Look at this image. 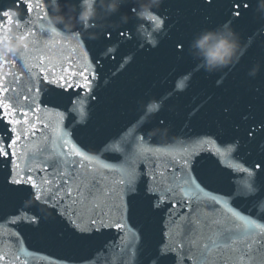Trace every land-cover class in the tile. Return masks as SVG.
<instances>
[{
  "label": "snow or ice",
  "instance_id": "snow-or-ice-1",
  "mask_svg": "<svg viewBox=\"0 0 264 264\" xmlns=\"http://www.w3.org/2000/svg\"><path fill=\"white\" fill-rule=\"evenodd\" d=\"M249 7V0H231L225 26ZM14 9L23 14L13 16ZM128 11L135 18V8ZM33 12L35 21L25 19ZM49 14L40 0H13L12 8L0 9V33L15 25L32 44L22 58H0V67L10 69L0 74V264H264V121L245 128L246 137L211 129L187 134L173 154L154 146L160 135L149 138L142 127L157 104L104 136L90 102H98L101 60L115 61L119 46L93 54L80 30L37 28ZM164 25L158 14L142 20L135 29L139 47H155ZM103 35L110 43L113 30ZM115 35L136 38L127 28ZM175 47L183 56L185 44ZM132 58L125 54L118 70ZM191 86L182 75L169 97ZM257 140L254 155L249 145ZM162 152L171 159L161 162ZM243 200L253 206L241 208ZM113 230L115 237L88 257L48 254L29 243L30 234H40L72 251Z\"/></svg>",
  "mask_w": 264,
  "mask_h": 264
},
{
  "label": "water",
  "instance_id": "water-1",
  "mask_svg": "<svg viewBox=\"0 0 264 264\" xmlns=\"http://www.w3.org/2000/svg\"><path fill=\"white\" fill-rule=\"evenodd\" d=\"M31 2L35 5L36 0ZM47 2L40 0L45 5ZM71 2L79 4V0ZM59 3L63 6L66 0H59ZM249 3L250 7L242 10V19L225 26L231 19V0H213L210 5L207 0H162L158 6L152 7L153 14L165 20L162 31L157 33V44L141 49L139 43L143 40L135 29L142 20L136 16L133 18L128 11V7H136L139 11V5L133 4L132 0H121L117 10L109 13L97 0L99 18L96 23L103 27L88 28L81 35L88 39V47L93 54H100L104 48L113 45L119 46V53L115 61L101 60L103 67L98 70L99 79L94 85L98 102H90L93 124L101 129L104 136H111L142 117L148 105L155 101L160 105L159 110L143 117L142 127L148 133L157 128L167 129V135L154 138L153 144L174 150L173 154L179 151L185 136L190 133L211 129L221 130L225 136L246 137L245 128L251 130L250 125L264 121V8L260 6L261 0H249ZM125 5L128 7L124 8ZM12 7L13 0H0V9ZM45 10L52 14L51 7ZM63 11L66 13L68 9L65 7ZM25 19L35 21L36 12ZM39 23L46 26V19L38 21L37 28ZM122 28L133 30L136 38L125 42L116 36L115 32ZM109 29L113 30L110 43L103 35ZM227 29L237 35L242 55L228 68L208 72L205 57L192 45L206 31L225 32ZM92 33L99 34V38L89 39ZM177 42L185 44L183 56L177 54ZM73 44L74 41L72 44L65 42L64 48L68 49ZM125 54L133 58L123 70H118L117 66ZM256 65H259L257 75L250 76V70ZM113 73L118 74L113 76ZM185 74L191 77L192 86L169 97L174 84ZM48 99H52V94ZM67 100L63 97V104H67ZM225 108L229 111L225 112ZM189 110L194 114L191 123ZM160 121L165 125L162 126ZM237 126L239 131H236ZM258 145L259 140L249 145L254 155ZM169 159L171 156L161 153V162ZM111 162L118 163L115 160ZM2 169L3 165H0V179ZM224 187L227 189V180ZM238 204L243 209L253 206L247 200L238 201ZM114 237V230L105 231L97 234L88 246L72 251L47 243L40 234H30L29 243L48 254L80 258L92 256Z\"/></svg>",
  "mask_w": 264,
  "mask_h": 264
},
{
  "label": "clouds",
  "instance_id": "clouds-1",
  "mask_svg": "<svg viewBox=\"0 0 264 264\" xmlns=\"http://www.w3.org/2000/svg\"><path fill=\"white\" fill-rule=\"evenodd\" d=\"M133 4L139 5V11L135 8V16L141 20L147 19L152 15V7L158 6L162 0H132ZM121 0H99L100 6L111 13L117 10ZM43 8H52V14L45 16L46 27L55 29L62 33L71 34L74 30H80L81 34L88 28L103 27L98 25L96 20L99 18L97 11V0H79V4L66 0L62 6L59 0H48L47 4L41 3ZM261 8H264V0H261ZM67 8L65 13L63 8ZM13 16L21 15L19 9L12 11ZM62 25V27H60ZM89 39H98L99 34L92 33ZM32 47L31 40L27 38L22 31L18 30L15 25L9 26L0 33V58L11 59L15 56L22 58L24 53ZM193 48L205 57V68L208 72L216 69L228 68L234 62H238L242 55L241 46L237 35L230 29L225 32L206 31L202 33L193 43ZM259 71V65L254 66L250 76H256ZM10 72L8 67H0V74L7 75ZM219 83V81L217 82ZM157 105L155 101L151 102L148 107ZM167 129H153L149 132V138L160 135L165 137Z\"/></svg>",
  "mask_w": 264,
  "mask_h": 264
}]
</instances>
